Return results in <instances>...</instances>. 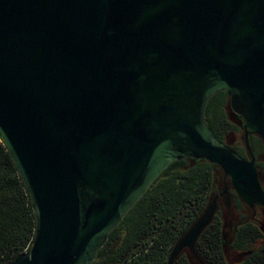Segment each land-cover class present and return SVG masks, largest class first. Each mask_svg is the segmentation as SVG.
<instances>
[{
  "label": "water",
  "instance_id": "95a60500",
  "mask_svg": "<svg viewBox=\"0 0 264 264\" xmlns=\"http://www.w3.org/2000/svg\"><path fill=\"white\" fill-rule=\"evenodd\" d=\"M224 92L250 159L205 112ZM249 134L264 143V0H0V142L31 198L35 236L10 264H92L171 163L218 165L264 207ZM215 195L167 264L211 222Z\"/></svg>",
  "mask_w": 264,
  "mask_h": 264
},
{
  "label": "trees",
  "instance_id": "16d2710c",
  "mask_svg": "<svg viewBox=\"0 0 264 264\" xmlns=\"http://www.w3.org/2000/svg\"><path fill=\"white\" fill-rule=\"evenodd\" d=\"M205 120L213 135L228 144L227 137H239L243 144L244 121L230 108L224 92L209 100ZM251 146H264L260 138ZM238 152L234 143L230 144ZM228 178L209 161L186 157L171 163L153 181L122 221L108 234L92 264H167L169 255L186 231L204 212L212 198L224 190ZM249 208L236 201L217 210L195 243V254L184 249L174 264H228L224 254V226L233 210L241 221L234 231L239 248L251 247L260 227L246 219ZM36 230V218L28 190L9 152L0 142V264H10L27 253ZM246 264H264V246L248 256Z\"/></svg>",
  "mask_w": 264,
  "mask_h": 264
},
{
  "label": "flooded vegetation",
  "instance_id": "af4514ba",
  "mask_svg": "<svg viewBox=\"0 0 264 264\" xmlns=\"http://www.w3.org/2000/svg\"><path fill=\"white\" fill-rule=\"evenodd\" d=\"M229 99V97H228ZM230 102V99H229ZM259 137L254 134H249V141L253 144L255 139ZM244 141V140H243ZM234 145L240 152V156L246 160L250 159L249 153L245 147L242 145L241 138L234 139ZM244 144V142H243ZM251 145V144H250ZM252 152L255 159V167L258 172L259 182L261 185L262 190L264 191V146L259 147L258 149H254L252 146ZM227 179V178H226ZM226 193L223 195L218 196L217 198V207H224L225 205L230 206L231 204L235 203L236 201L242 203L249 209L244 211L243 213L246 214V219L242 221H251L254 224H258L260 227L259 232L261 233L260 237L254 241L251 247H241L235 245L233 237L234 231L241 222L239 220L240 217H237L238 211L233 210L231 214H235L236 218H230L228 215L225 219V226H224V254L226 255L228 264H246V260L248 256L253 252V250H257L260 247L264 246V207L255 204L252 208L245 204L237 195L233 187L231 186L230 179L228 178V184H225ZM221 193V192H220ZM219 194V193H218ZM215 210V212H216ZM215 214V213H214ZM204 264V263H201Z\"/></svg>",
  "mask_w": 264,
  "mask_h": 264
},
{
  "label": "rangeland",
  "instance_id": "374dc122",
  "mask_svg": "<svg viewBox=\"0 0 264 264\" xmlns=\"http://www.w3.org/2000/svg\"><path fill=\"white\" fill-rule=\"evenodd\" d=\"M234 139H235V137L233 135H230V136L227 137V142L229 144H232L234 142Z\"/></svg>",
  "mask_w": 264,
  "mask_h": 264
}]
</instances>
